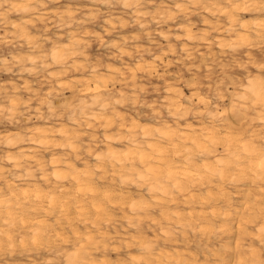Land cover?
Returning <instances> with one entry per match:
<instances>
[{
    "label": "clouds",
    "instance_id": "clouds-1",
    "mask_svg": "<svg viewBox=\"0 0 264 264\" xmlns=\"http://www.w3.org/2000/svg\"><path fill=\"white\" fill-rule=\"evenodd\" d=\"M0 264H264V0H0Z\"/></svg>",
    "mask_w": 264,
    "mask_h": 264
}]
</instances>
